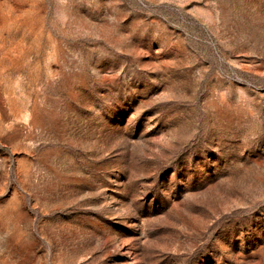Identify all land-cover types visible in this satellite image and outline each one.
<instances>
[{"label":"rangeland","instance_id":"1","mask_svg":"<svg viewBox=\"0 0 264 264\" xmlns=\"http://www.w3.org/2000/svg\"><path fill=\"white\" fill-rule=\"evenodd\" d=\"M0 264H264V0H0Z\"/></svg>","mask_w":264,"mask_h":264}]
</instances>
